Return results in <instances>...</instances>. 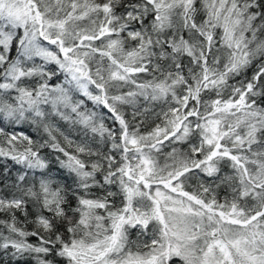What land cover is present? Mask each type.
<instances>
[{"label": "snow or ice", "instance_id": "1", "mask_svg": "<svg viewBox=\"0 0 264 264\" xmlns=\"http://www.w3.org/2000/svg\"><path fill=\"white\" fill-rule=\"evenodd\" d=\"M3 257L264 264V0H0Z\"/></svg>", "mask_w": 264, "mask_h": 264}, {"label": "trees", "instance_id": "2", "mask_svg": "<svg viewBox=\"0 0 264 264\" xmlns=\"http://www.w3.org/2000/svg\"><path fill=\"white\" fill-rule=\"evenodd\" d=\"M88 107H89V108L92 107V104H91L90 102L88 103ZM149 126H151V125H149ZM61 127L67 129V126H66V125H63V124H62ZM143 130H144V129H142V131H143ZM17 131H24L25 133H27V134L33 136L34 139H35L36 136L38 135V133H36L32 128H30V127H28V126H26V125H24V126H20V128H18ZM184 147L186 148L187 146L185 145ZM168 150H169V149L166 148L164 151L167 152ZM9 164H11V162H9ZM225 171H228V169L225 168ZM192 183H193V186H194V185H195V181L193 180ZM217 195H218V198H219L221 201H223V199H224L226 196H229V192H228L225 188H221V189L218 190ZM229 198H230V197H229ZM133 235H136V230H135V229L132 230V236H133ZM33 239H34V238H33ZM0 264H10V261L8 260L7 257H3V258H0Z\"/></svg>", "mask_w": 264, "mask_h": 264}, {"label": "rangeland", "instance_id": "3", "mask_svg": "<svg viewBox=\"0 0 264 264\" xmlns=\"http://www.w3.org/2000/svg\"><path fill=\"white\" fill-rule=\"evenodd\" d=\"M136 235H133L132 238L135 239Z\"/></svg>", "mask_w": 264, "mask_h": 264}]
</instances>
